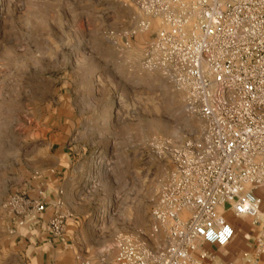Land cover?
<instances>
[{
    "label": "rangeland",
    "instance_id": "rangeland-1",
    "mask_svg": "<svg viewBox=\"0 0 264 264\" xmlns=\"http://www.w3.org/2000/svg\"><path fill=\"white\" fill-rule=\"evenodd\" d=\"M137 2L0 0V264H28V233L6 201L16 193L41 199L46 175L66 155L84 160L77 192L86 236L112 257L119 242L162 245L151 212L169 153L203 123L161 73L143 68L159 24L141 32L147 17ZM233 222L238 247L252 252L251 220Z\"/></svg>",
    "mask_w": 264,
    "mask_h": 264
},
{
    "label": "built area",
    "instance_id": "built-area-1",
    "mask_svg": "<svg viewBox=\"0 0 264 264\" xmlns=\"http://www.w3.org/2000/svg\"><path fill=\"white\" fill-rule=\"evenodd\" d=\"M137 7L147 17L141 32L150 20L159 24L143 68L173 84L203 128L169 153L151 212L162 245L119 242L115 263L216 264L211 248L234 240L233 218H249L253 251L244 263L264 264V0H138ZM41 195L13 194L5 208L19 226L49 214L47 235L64 241L73 215Z\"/></svg>",
    "mask_w": 264,
    "mask_h": 264
},
{
    "label": "crops",
    "instance_id": "crops-1",
    "mask_svg": "<svg viewBox=\"0 0 264 264\" xmlns=\"http://www.w3.org/2000/svg\"><path fill=\"white\" fill-rule=\"evenodd\" d=\"M67 156V155H66ZM63 156L56 160L54 169L45 177L44 196L50 200H61L62 210L73 215L68 220L64 241L51 238L47 235V220L49 214L40 215L38 221L24 226L27 235L23 236L24 241L29 245L26 251L28 264H116L114 256L104 252L98 247L99 242L83 232V224L78 218L81 197L77 192L79 180L86 177L83 162L84 160H68ZM62 193V194H60ZM247 223L249 218H241ZM251 220V219H250ZM252 222V220H251ZM20 227V226H19ZM237 237L223 249L226 255L216 256V264H239L240 255L244 249L238 247ZM241 244V243H240ZM245 246L253 251L251 238L246 239ZM212 247L211 249L216 250ZM230 254V253H229ZM104 259V261H102ZM263 262H264V258Z\"/></svg>",
    "mask_w": 264,
    "mask_h": 264
}]
</instances>
